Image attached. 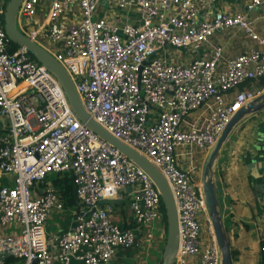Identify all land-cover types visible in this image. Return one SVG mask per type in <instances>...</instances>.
Instances as JSON below:
<instances>
[{"label": "built area", "instance_id": "2783aa9c", "mask_svg": "<svg viewBox=\"0 0 264 264\" xmlns=\"http://www.w3.org/2000/svg\"><path fill=\"white\" fill-rule=\"evenodd\" d=\"M219 0H24L20 31L66 70L89 117L167 179L179 218L175 264H222L202 183L178 151L206 153L231 119L261 96L264 39L252 14L217 10ZM45 20L33 25L41 12ZM4 21V19H3ZM0 17V257L19 264H111L119 250L164 233L161 193L148 174L75 115L47 68L20 47L9 53ZM242 32L255 46L227 58L214 39ZM200 49H204L203 52ZM208 110L202 126L186 127ZM72 179L70 209L51 180ZM130 192L134 230L102 205ZM74 227L49 236L55 213ZM165 225V223H164ZM207 234V239L205 238ZM6 264V259L0 260Z\"/></svg>", "mask_w": 264, "mask_h": 264}, {"label": "crops", "instance_id": "0c3cea01", "mask_svg": "<svg viewBox=\"0 0 264 264\" xmlns=\"http://www.w3.org/2000/svg\"><path fill=\"white\" fill-rule=\"evenodd\" d=\"M7 1L0 0V17L5 11ZM251 0H219L217 10L235 15L244 11ZM46 12H41L33 25L39 27L45 20ZM4 16V15H3ZM255 29L264 39V7L252 14ZM221 46L227 58L238 56L255 46L242 32H229L214 39ZM204 49H200L203 52ZM252 89L261 91L262 84H252ZM208 117L205 108L193 114L186 127L202 126ZM208 154L190 151L187 148L178 151L179 167L190 171L198 182H203L204 167ZM215 175L219 178L218 190L221 199L223 226L229 241L234 264H264V110L244 117L227 138L218 160L214 165ZM130 192L121 194L122 200L104 202L107 209L123 229L134 230L133 213L130 209ZM75 224L70 212L55 213L47 223L49 236L69 232ZM164 229L167 225H164ZM154 241L145 236L139 237V246L131 250H119L111 264H163L166 246L164 233ZM207 239V234L206 237ZM197 258L189 259L185 264H195ZM6 264H19L6 260ZM73 264H81L74 262Z\"/></svg>", "mask_w": 264, "mask_h": 264}, {"label": "water", "instance_id": "95a60500", "mask_svg": "<svg viewBox=\"0 0 264 264\" xmlns=\"http://www.w3.org/2000/svg\"><path fill=\"white\" fill-rule=\"evenodd\" d=\"M24 0H9L4 14V29L8 40L20 47L25 48L28 53L48 71L55 76L63 87L73 112L79 120L86 125L94 134L108 142L115 149L119 150L129 160L143 169L155 183L161 193V198L167 218V241L163 254V264H175L179 249V218L177 206L173 193L167 179L162 173L146 158L137 151L131 149L120 140L113 137L99 124L91 119L86 112L84 105L76 91V88L66 70L56 59L45 49L32 42L18 28V13ZM264 110V95L258 97L254 102L249 103L241 109L228 123L213 148L208 152L203 173V192L206 197L209 215L212 221L215 237L222 253V264H234L229 241L223 226L221 199L218 190L219 178L215 175L214 165L219 158L221 150L227 141L228 136L235 126L248 114ZM10 259L9 256L0 257V260Z\"/></svg>", "mask_w": 264, "mask_h": 264}, {"label": "trees", "instance_id": "16d2710c", "mask_svg": "<svg viewBox=\"0 0 264 264\" xmlns=\"http://www.w3.org/2000/svg\"><path fill=\"white\" fill-rule=\"evenodd\" d=\"M3 19H4V16L2 15V21H3ZM18 50H19L18 46L10 43L9 53L13 54V53L17 52ZM262 85L264 86V84H262ZM52 180H53V182L57 188L58 187L61 188L60 193L63 196V199L65 200L68 207L70 206V209L73 208L76 205V199L74 197V188H73V184H72V179L69 176H67L63 180H61L58 177H52ZM162 208H163V214H164V223H165V225H167V218H166L164 206H162ZM10 260H13V259H10Z\"/></svg>", "mask_w": 264, "mask_h": 264}, {"label": "rangeland", "instance_id": "374dc122", "mask_svg": "<svg viewBox=\"0 0 264 264\" xmlns=\"http://www.w3.org/2000/svg\"><path fill=\"white\" fill-rule=\"evenodd\" d=\"M7 4H8V2H7ZM7 4H6V5H7ZM2 14L4 15V14H5V11H2ZM17 25H18V28L20 29L21 27H20L18 21H17ZM51 180H52V179H51ZM52 181H53V180H52ZM154 233H155L156 236H158V235L160 234V232L158 231V229L154 230Z\"/></svg>", "mask_w": 264, "mask_h": 264}]
</instances>
